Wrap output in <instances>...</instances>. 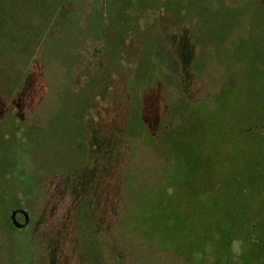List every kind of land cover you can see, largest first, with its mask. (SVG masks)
I'll return each mask as SVG.
<instances>
[{"label":"rangeland","instance_id":"374dc122","mask_svg":"<svg viewBox=\"0 0 264 264\" xmlns=\"http://www.w3.org/2000/svg\"><path fill=\"white\" fill-rule=\"evenodd\" d=\"M130 1L71 0L48 29L36 3L0 0V264H115L118 232L126 236L123 263L137 257L131 264H156L143 220L162 192L175 199L170 217L180 216L177 171L195 149L204 177L220 156L232 155L236 166L223 164L220 172L239 173L236 185L237 164L252 154L254 171L241 178L250 184L253 214L264 221V131L241 133L264 123V4L246 14L210 7L197 25L200 38L193 29L199 13L189 9V18L176 20V0L157 7ZM224 90L236 103L248 93L247 115H238L227 139ZM183 105L187 125L180 129L181 114L173 112ZM124 186L135 194L117 206ZM209 193L203 202L215 206L218 187ZM16 210L30 215L25 229L13 225ZM138 233L145 243L131 236ZM239 253L233 247L236 263Z\"/></svg>","mask_w":264,"mask_h":264},{"label":"trees","instance_id":"16d2710c","mask_svg":"<svg viewBox=\"0 0 264 264\" xmlns=\"http://www.w3.org/2000/svg\"><path fill=\"white\" fill-rule=\"evenodd\" d=\"M19 1L20 0H11V3L17 5ZM106 1L107 0H105V2ZM168 1L169 0H163V2ZM186 1L188 0H176V2L179 3V9L182 10V14L179 15L176 20H181L183 17L189 18V13L187 12L189 9H192L194 17H197L195 11L198 12L199 20L194 24L193 29H196L197 32H194V35H198L200 38L203 34L198 29L199 27L197 25L205 23V19H201V17H207L210 7L214 9H217L218 7L219 9V6H221L222 8L232 10H238L236 8L241 7L242 12L246 14L247 12L254 13L251 8L254 3L258 4V6L264 4V0H205V6H208L209 8H204L203 6H197L199 0H193L194 4L192 8V6L186 4ZM70 2L71 0H23L22 4L32 5L33 3H36V8L40 11L36 13V16L39 17L38 21L41 23L40 26L42 25L44 28L50 29L54 20L62 15V13L66 10V4ZM140 2L144 5V7L148 4L146 0H140ZM156 2H158V0H151L150 3L157 7L155 4ZM129 3H131L130 0ZM98 9L100 10L101 6L98 5ZM145 9L146 8H144L142 12V16L144 17H146V13H144ZM75 11L76 10L73 9L69 11L67 13L68 16L72 15V12ZM98 18H102L101 11L99 12ZM104 20L106 22V19ZM153 25L154 20L152 23H148V25L144 27L146 34L143 36V40L150 38L149 36ZM146 66L147 70L155 68L152 67L150 69L148 64ZM222 93L223 92H221V95ZM224 93L225 104L223 109L226 116L225 122H223L224 126L221 130V135L223 138L227 139V137L232 133L231 127L238 118V115L242 118H245L247 115L244 113L248 112L246 111L247 107L245 104V100L248 98V93L246 91L243 92L244 94L246 93L244 95L246 99L244 102L242 101V103H236L233 101L235 99H233L232 91L230 93L225 91ZM10 97L7 94V100L13 102L15 96H13V99ZM3 109H5V105L0 107V115L5 113ZM174 113H180L181 119H183V116L186 113V107L183 105L179 108V110L173 112V114ZM171 123L172 122L170 120L166 127L169 129L168 134L171 132L170 130L174 133V127H171ZM199 124L201 123L199 122ZM185 125H187V123L184 122L183 119L178 127L182 129ZM254 129L264 131V123L251 122L247 125L245 131L241 130V133H250L253 132ZM166 144L169 145V143ZM199 152L200 151L198 149H195L193 153L184 157L181 163H184L185 169H179L177 171L178 192L174 193V195L177 199L176 205L178 206V209L181 208L180 211L178 210L180 216H176V214H174L170 217V213L168 212L171 210L168 209H170V205H174L175 199H172V195H168V192H162L160 201L158 200L156 203L157 205L154 207H152V205L149 210L150 217L147 220H143L146 225V234L143 233L145 234V242L154 244L153 246H157V248H153L152 245L149 244L152 247L148 248L149 254L155 251V249L158 251H155L157 256L155 260L156 264H233L236 263V259H234L232 255L233 247H239L240 253L236 264H264V221H260V218L255 217L253 214V201L251 198L252 191H250V184L246 180L243 183L244 179L241 178L243 175H245L246 178L250 177V174L254 171V160L252 161L253 158H249L252 154H249L248 158L246 157L244 160L241 159L239 163L237 161V165H239L237 172L242 171L240 176L242 183L236 185L235 180H238L237 175L239 173L229 175V168L227 169V172L224 170L226 172L225 175L220 172L223 169L221 168L223 164H229L232 170L233 167L236 166L235 162L231 159L232 155H230L228 159L220 156V162H217L214 166L211 165L213 167L211 169L212 173L210 176L204 177L198 173ZM239 154L244 155V152L241 151ZM186 167L189 169L188 173ZM198 177L199 179L196 180ZM212 186H217L220 192V200L215 204V206H211L203 202V195L208 198L210 196L209 192ZM124 187L122 188V191H120V189L118 190V199L120 200L122 198V200L117 204V206H120V203L123 204V197L126 195L129 196L128 198H131L132 195L134 196L135 194L130 187ZM124 190L127 191L125 192ZM168 190L169 193H171L170 187L167 188V191ZM238 198L241 203L237 202ZM240 204L241 210L238 211L236 208L240 206ZM182 206L187 209L186 213L182 212ZM235 209L237 212L234 211ZM138 224V221L132 222V225H136V229L140 228ZM136 229H134V231ZM135 232L137 233V230ZM114 236L120 250L122 251H118L120 253L114 256L115 264H125L126 262L123 263L122 260L123 258H126V254L123 250V245L126 243L123 244L122 242H125L126 236L124 234H120L119 232ZM131 236L135 239L136 236H138L137 240H140L141 242L143 241V236L139 233L134 235L132 234ZM136 258L137 257L132 258L131 261H128V264H131V262Z\"/></svg>","mask_w":264,"mask_h":264},{"label":"water","instance_id":"95a60500","mask_svg":"<svg viewBox=\"0 0 264 264\" xmlns=\"http://www.w3.org/2000/svg\"><path fill=\"white\" fill-rule=\"evenodd\" d=\"M14 214L17 213L19 216V221L18 223H14L13 225L15 226L16 229H25L28 224H29V220H30V215L28 213L27 210H16L13 212Z\"/></svg>","mask_w":264,"mask_h":264},{"label":"crops","instance_id":"0c3cea01","mask_svg":"<svg viewBox=\"0 0 264 264\" xmlns=\"http://www.w3.org/2000/svg\"><path fill=\"white\" fill-rule=\"evenodd\" d=\"M77 5H78V4H77ZM77 5H76V6H77ZM76 11H77V10H76ZM76 11H75V12H76ZM96 11H98V13L100 12V10H99V9H97V7H96ZM92 12H93V10H92ZM50 27H51V26H50Z\"/></svg>","mask_w":264,"mask_h":264},{"label":"clouds","instance_id":"9594fccd","mask_svg":"<svg viewBox=\"0 0 264 264\" xmlns=\"http://www.w3.org/2000/svg\"><path fill=\"white\" fill-rule=\"evenodd\" d=\"M237 243H240V242H237Z\"/></svg>","mask_w":264,"mask_h":264}]
</instances>
